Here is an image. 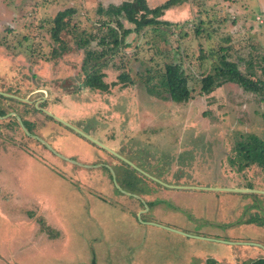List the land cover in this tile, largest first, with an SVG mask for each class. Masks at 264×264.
Segmentation results:
<instances>
[{
	"label": "rangeland",
	"instance_id": "rangeland-1",
	"mask_svg": "<svg viewBox=\"0 0 264 264\" xmlns=\"http://www.w3.org/2000/svg\"><path fill=\"white\" fill-rule=\"evenodd\" d=\"M121 1L0 0V264H208L211 256L248 264L264 257L259 246L179 234L264 246V169L229 161L239 134L264 138L262 95L233 82L200 90L221 54L264 76V0H183L165 9L159 19L169 24L127 35L126 46L106 58L108 88L89 89L76 39L101 48L91 37L105 31L98 7ZM164 1L147 0L150 7ZM70 7L57 42L54 18ZM167 62L186 74L189 99L149 91ZM47 111L165 183L257 191L171 188L144 173L129 176L119 157ZM119 188L139 195L149 212ZM220 222L242 231L219 229Z\"/></svg>",
	"mask_w": 264,
	"mask_h": 264
},
{
	"label": "trees",
	"instance_id": "trees-1",
	"mask_svg": "<svg viewBox=\"0 0 264 264\" xmlns=\"http://www.w3.org/2000/svg\"><path fill=\"white\" fill-rule=\"evenodd\" d=\"M182 1L165 0L157 6L150 7L147 0H123L119 4L110 3L107 7H98V13L105 19L99 23L98 29H105V31L102 35L97 37L93 35L91 37L97 38V44L102 47L99 49L89 48L87 47L89 39H76L77 45L85 50L81 64V71L84 74L82 85L89 89L106 90L109 85L104 81L105 72L103 68L107 66V56H112L121 47L126 46V36L130 33H138L146 26H158L160 23L169 24V21L161 20L159 17L165 9ZM73 11L70 7L57 12L51 31V35L55 41L61 42L60 32L67 29L70 22L68 19L65 20V18H68ZM123 19L131 23L133 27L125 26L122 21ZM63 46L60 45L61 48H64ZM261 70L264 75V66ZM124 75L121 74L122 80L127 78ZM226 82L236 83L246 91L262 95V100H264V76L259 77L255 71L250 69L242 71L235 61L221 54L214 70L201 76L200 90L203 93H209ZM154 88H158L155 91L156 93H154L155 95L175 102L185 101L191 96L188 78L179 63L167 62L164 65V71L158 77V82L149 85V91L153 93ZM162 91L166 95H162ZM262 118L264 120V109L262 111ZM24 124L30 129V125L25 121ZM239 136L240 139L236 140L233 148L234 156L229 161L237 165L239 169L252 164L264 169V138L253 133H243L239 134ZM126 165L133 170L128 172L129 176L140 174L139 171L128 163ZM252 264H264V260L253 262Z\"/></svg>",
	"mask_w": 264,
	"mask_h": 264
},
{
	"label": "water",
	"instance_id": "water-1",
	"mask_svg": "<svg viewBox=\"0 0 264 264\" xmlns=\"http://www.w3.org/2000/svg\"><path fill=\"white\" fill-rule=\"evenodd\" d=\"M47 113H48L49 115L53 116V117H54L55 119H57L58 121L64 123L65 125L71 127L72 129L76 130L77 132H79V133L82 134L83 136L87 137L88 139H90V140L93 141L94 143H96V144H98L99 146H101L102 148H104V149L110 151L111 153L115 154V155L118 156L120 159L124 160L125 162H127L128 164H130L131 166H133L135 169H138L139 171H141V169L138 168L135 164H133L130 160H128V159H126L125 157H123L122 155L116 153L115 151H113L112 149H110L109 147H107L106 145H104L103 143H101L100 141L96 140L95 138L91 137L90 135L86 134L85 132H83L82 130L76 128L75 126L71 125L70 123H68V122H66V121H64V120H62L61 118H59V117H57V116H55V115H52L50 112L47 111ZM0 117H1V115H0ZM16 117H17V119H18V121H19V124L21 125V127L24 129V131H25L28 135H30V136H32V137H35L36 139H38V140H40L42 143H44L49 149H51L52 151H55V150H54V149H53V148H52V147H51L46 141H44L42 138H40V137H38V136L32 134V133H31V132L25 127V125H24V123L22 122V120H21L18 116H16ZM56 153H57V152H56ZM57 154L60 155L61 157H63L64 159L71 161L72 163H76V164H79V165H84V166H87V167H88V166H91V165L83 164V163H81V162H79V161L73 160V159H71V158H68V157H66V156H64V155H62V154H60V153H57ZM107 167L110 169L111 174H112V177H113V179H114V181H115V176H114V172H113L112 168L109 167V166H107ZM141 172L144 173L146 176L150 177L151 179L155 180L156 182H158V183H160V184H162V185L168 186V187H175V188H185V187H187V186H182V185H172V184H168V183H165V182L161 181L159 178L154 177L153 175H151V174H149V173H147V172H145V171H141ZM115 183H116V182H115ZM116 185H117V184H116ZM210 188H211V187H210ZM119 189H120V188H119ZM217 189H221V190H230V191H257V190L251 189V188H237V187H224V188H223V187H222V188H219V187H218ZM120 191H122V192L125 193V194L132 195V196H134V197H136V198H138V199H141L137 194L127 192V191H125V190H123V189H120ZM141 200H142V199H141ZM176 231H177V230H176ZM178 232H180V231H178ZM180 233H183V234L187 235V234L184 233V232H180ZM196 237H199V238H205V239H211V238L203 237V236H196ZM222 241H223V242H226V243H232V242H233V241H227V240H222Z\"/></svg>",
	"mask_w": 264,
	"mask_h": 264
},
{
	"label": "flooded vegetation",
	"instance_id": "flooded-vegetation-1",
	"mask_svg": "<svg viewBox=\"0 0 264 264\" xmlns=\"http://www.w3.org/2000/svg\"><path fill=\"white\" fill-rule=\"evenodd\" d=\"M115 155V154H114ZM118 157V156H117ZM124 161V160H123ZM125 162V161H124ZM125 163H127V162H125ZM130 165V164H129ZM133 167V166H132ZM109 171H110V169L109 168H107ZM113 170V169H112ZM137 170V169H136ZM140 173H142L141 171H139ZM143 174V173H142ZM112 175V174H111ZM146 176V175H145ZM113 181H114V179H113ZM158 183V182H157ZM160 184V183H159ZM162 185V184H161ZM163 186H165V185H163ZM182 186H185V185H182ZM187 186V185H186ZM165 187H168V186H165ZM199 188V189H204V190H210V187L211 188H214V187H219V186H187V188ZM219 188H222V187H219ZM224 188V187H223ZM119 191H120V189H118ZM125 190V189H124ZM126 191V190H125ZM221 191H225V192H232V191H230V190H221ZM122 192V191H121ZM139 200H141V199H139ZM142 201V200H141ZM144 205H145V203H144ZM145 207L147 208V206L145 205ZM145 208V209H146ZM149 208H147V212H149ZM197 219V218H196ZM196 219H193V220H196ZM220 219V218H219ZM213 219H211V221H212ZM195 222L197 223V221H189V224H191V225H194L195 224ZM200 222V221H199ZM202 225H204V224H209V223H207V222H200ZM150 224H152V223H150ZM231 225L230 224H226V223H224V224H222L221 222H220V224H219V229H221V228H228V232L230 233V232H233V231H242V228H235V229H233V227H230ZM213 231V230H212ZM187 236H189V237H192V238H197V239H205V238H199V237H196V236H203V237H205V234H200V233H191V234H187ZM209 238V237H208ZM205 240H212V241H216V242H220V243H224V244H228V245H230V244H234V243H237V244H245V245H253V246H259L263 251H264V246L262 245V244H260V243H257V242H252V241H249V240H238V239H236L235 241H234V239H228L227 241H233L232 243H226V242H223L222 240H218V239H205ZM213 258V259H212ZM215 258H217V257H213V256H211L210 258H208L207 259V263L208 264H219L218 263V261L215 259ZM219 258V257H218ZM264 260V257H257V258H253V259H251L250 260V262L248 263V264H252L253 262H257V261H263Z\"/></svg>",
	"mask_w": 264,
	"mask_h": 264
},
{
	"label": "crops",
	"instance_id": "crops-1",
	"mask_svg": "<svg viewBox=\"0 0 264 264\" xmlns=\"http://www.w3.org/2000/svg\"><path fill=\"white\" fill-rule=\"evenodd\" d=\"M146 172V171H145ZM148 173V172H147ZM148 177V176H147ZM155 177V176H154ZM150 178V177H149ZM155 181V180H154ZM171 188H175V187H171ZM185 188H187V187H185ZM189 188V187H188ZM218 188V187H217ZM216 187H214V188H210V190H214V191H217V192H220L221 191V189H217ZM232 192H235V191H232ZM139 196V195H138ZM213 196H215V195H213ZM140 197V196H139ZM141 198V197H140ZM218 198V197H217ZM142 199V198H141ZM142 202H143V199H142ZM143 203H145V202H143ZM145 205L147 206V204L145 203ZM215 218H220V216H218V215H216L215 216ZM215 218H212V219H215ZM178 231H175V233H177ZM179 234H181V233H179ZM182 235H185V234H182ZM187 236V235H186Z\"/></svg>",
	"mask_w": 264,
	"mask_h": 264
}]
</instances>
